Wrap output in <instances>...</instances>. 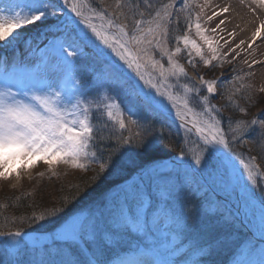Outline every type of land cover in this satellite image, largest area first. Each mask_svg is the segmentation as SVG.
<instances>
[{
  "label": "snow or ice",
  "instance_id": "1",
  "mask_svg": "<svg viewBox=\"0 0 264 264\" xmlns=\"http://www.w3.org/2000/svg\"><path fill=\"white\" fill-rule=\"evenodd\" d=\"M193 4L182 0L177 11L176 0L159 7L152 0H0V46L23 39L32 61L0 57V179H19L40 162L51 176L61 164L86 170L98 163L99 184L133 156L151 157L161 144L180 149L138 166L80 211L70 205L88 192L77 188L47 212L50 220L33 213L43 239L21 228L0 231V264H23L25 251L28 264H216L222 249L231 253L228 264H264V171L251 154L264 158V108L250 119L223 117L213 98L247 115L234 98L250 100V85L238 75H200L199 84L189 77L182 54L193 67L197 58L206 67L224 63L219 41L205 35L199 14L192 19ZM181 12L185 31L174 35ZM37 24L46 26L47 42L33 49L22 30ZM193 27L210 56L190 38ZM173 116L183 136L172 131ZM5 220L0 228L10 226ZM241 227L250 233L243 240Z\"/></svg>",
  "mask_w": 264,
  "mask_h": 264
},
{
  "label": "rangeland",
  "instance_id": "2",
  "mask_svg": "<svg viewBox=\"0 0 264 264\" xmlns=\"http://www.w3.org/2000/svg\"><path fill=\"white\" fill-rule=\"evenodd\" d=\"M203 1L204 0H194L193 8L189 10L191 12L192 19L194 21L196 19L197 14H199L200 23H201L202 28L207 20V7L206 5H204ZM168 2L169 0H152V3L157 7H159L161 4H165ZM181 2L182 0H176V10L177 11L179 10L181 6ZM97 3H98V0H97ZM179 16H180L179 22H181L180 27L177 32L173 33L174 35H183L185 31V26H184L185 13L181 12ZM173 27H174L173 25L169 26L170 32H172ZM22 31H23L25 38H27L28 36H31L33 38V45H32L33 49H35L37 46L43 47V43L47 42L45 36L42 35V33L46 31V26L43 24H37L36 26H27ZM195 33H196V30L193 27L192 30L188 34L191 39L196 40L197 43L201 44V46L204 47L205 55L210 56L211 53L207 50V47L203 45V41H201L200 38ZM17 46H18V50L20 53V59L31 63L32 61L30 59L29 49L25 45L24 40L22 39L17 44ZM174 46H175L174 41L169 40V47L171 48ZM16 55H18L17 52H16ZM157 58H159L158 55H157ZM178 59L180 63L185 66L189 77H191L192 80H194L197 84H199L200 75H203L205 79L230 78L234 75L241 76L243 78L242 83L245 85H250V88L248 89V93L250 94V100L248 99L250 101L249 103H251L252 101L254 102V104L252 105L254 106L253 108L254 110L252 114L250 115V118L252 116L258 115L261 109L264 108V91H261V89L264 88V77L262 78L254 74L253 72H251L249 69H246V67H244L242 62H241L242 63L241 65L240 63L230 64L226 62H224L223 64H219L218 61H213V64L217 66L206 67L202 64V62L199 61V58H197L196 66L193 67L188 64L187 59L183 54L180 55ZM237 86H239V82L237 83ZM217 87H218V91H223L222 89H220L219 85ZM237 95L240 96L242 94H237ZM212 103L217 104L220 107L221 115H223L224 113L227 115L226 110L224 109L226 100H224L221 96H216L213 98ZM173 119L175 120V123L178 125V128L183 136L185 133H184L183 128L179 126V120L175 118L174 116H173ZM192 139L195 140L197 139V137L193 135ZM237 149L239 151H243L247 153L246 148H240V146H237ZM251 154L254 156H257L254 150L252 151ZM160 160H163V159H160ZM255 162L256 164L260 166V169L264 171V162L260 160L258 156ZM96 165H99V164L92 163L93 167ZM83 170L84 169L71 168L70 166L61 164L55 168V171L58 173V175L51 176L48 166L40 162L31 169L21 170L19 179H17L14 175L8 180L0 179V202L6 205L7 204L6 202L9 201L10 203V200L13 197L17 198L18 200L21 199L20 201H23L24 204L27 203V200L25 199L26 197H30L32 201L33 200L51 201L57 197L59 186H60V190L63 188L66 189L68 186L71 185L73 181H76L77 178L80 177ZM40 173H44V175L41 176ZM256 195L257 197H259L260 195L259 190H257ZM52 208L53 207L49 208L48 210L39 209L40 211L38 212L36 211L32 212L31 216L33 215V213H35L36 215L43 213L45 214L46 220H50L51 218L47 216V212L50 211ZM80 210H76V211H80ZM0 214H4L6 216L7 212H6L5 207L0 209ZM29 218L27 221L21 222L20 220L17 223L16 222L13 224L11 223L10 226L8 227H2L0 228V231L2 232L13 231L14 232L17 228H21L25 232L29 230H42L38 228L37 225L42 224L43 222L37 221L36 224H32ZM9 221H11V219H8V223ZM4 223H6V220L0 215V224H4ZM46 231L48 232L53 231V228L50 224L46 226ZM247 235H250V233L246 232V236ZM246 236H243L241 239L243 240ZM3 244H4L3 238H0V252L3 251ZM31 258H32L31 253H28L27 251H25L24 255L21 257V260L23 264H28V261ZM226 264H228V262Z\"/></svg>",
  "mask_w": 264,
  "mask_h": 264
},
{
  "label": "bare ground",
  "instance_id": "3",
  "mask_svg": "<svg viewBox=\"0 0 264 264\" xmlns=\"http://www.w3.org/2000/svg\"><path fill=\"white\" fill-rule=\"evenodd\" d=\"M203 2L207 7V20L203 25L206 29L205 35L214 41H219L215 46L220 56L224 58V62L241 65L243 63L246 69L263 78L264 28H261L255 39L253 34L264 23V0H204ZM225 8L227 11H223ZM214 13L217 14L213 15ZM210 16L211 20L208 19ZM213 29L215 32L212 31ZM2 44L3 42H0V45ZM237 45L240 47H236ZM5 56L9 61L14 57L20 59L17 44L0 46V57ZM254 60L257 61L256 64L252 63Z\"/></svg>",
  "mask_w": 264,
  "mask_h": 264
},
{
  "label": "trees",
  "instance_id": "4",
  "mask_svg": "<svg viewBox=\"0 0 264 264\" xmlns=\"http://www.w3.org/2000/svg\"><path fill=\"white\" fill-rule=\"evenodd\" d=\"M234 99L240 106L246 107L248 109L247 115H245L244 113H240L238 109L233 111L229 107H224L227 115L224 113L222 116L223 117L234 116V117L241 118V119H249L250 115L252 114L254 110L253 109L254 106H252L254 102L252 101L251 103H249L250 101L247 98H245L243 95H240V96L236 95ZM177 130H179V128H178V125L175 123L172 126V131L176 132ZM179 134L180 136H182V133L180 132V130H179ZM179 150H180L179 147H175L169 150L164 144H161L160 150L154 153L153 156L151 157L133 156L131 160L125 164L122 171L117 172L116 174L110 176L103 183H99V184L93 181V177L95 176L99 165H96L93 167L91 164V166L87 168L86 170L84 169L80 177L77 178L76 181H73L71 185L68 186L66 189L63 188L60 190V186H59L58 187L59 191L57 192V197L55 199L51 201L33 200L34 201L33 202L30 197H26L25 199L27 200V203L24 204L23 201H20L21 199L18 200L17 198L13 197L11 198L10 203L9 201L6 202L7 203L6 204L7 207H5L6 212H7L6 216L4 215L5 213L0 214V215L1 217L8 218V219H11L12 217H17L16 220L11 219V221H9V224L19 222L20 217L25 218L23 222L27 221L28 218L31 217V213L34 211L38 212L40 210H48L51 207H61L62 198L68 197L69 199H71V194L76 192L77 188H79L81 192L87 191L88 196L85 199L80 200L78 203H74L73 205H70L71 211L75 212L76 210L83 209L88 204L103 200L105 194L108 193L111 188H114L117 184L122 183L125 179L131 176L135 172L138 166L151 164L154 159L171 158L174 155L178 154ZM254 152L255 154H257L256 150H254ZM257 156L260 160L264 162V158H262L259 155ZM0 204L2 203L0 202ZM238 234H240L239 235L240 239L243 236H246V232L244 231L243 227L238 229ZM230 255L231 253L227 249H222L219 252L215 253L212 259L216 262V264H226L229 261Z\"/></svg>",
  "mask_w": 264,
  "mask_h": 264
},
{
  "label": "water",
  "instance_id": "5",
  "mask_svg": "<svg viewBox=\"0 0 264 264\" xmlns=\"http://www.w3.org/2000/svg\"><path fill=\"white\" fill-rule=\"evenodd\" d=\"M165 160H168V159H165ZM33 235H35V236H39V237H41V239H43L44 236H45V233H44V232H39V233H34V232H33Z\"/></svg>",
  "mask_w": 264,
  "mask_h": 264
}]
</instances>
